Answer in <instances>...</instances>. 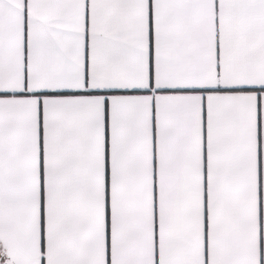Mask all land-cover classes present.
<instances>
[{
	"label": "snow or ice",
	"instance_id": "snow-or-ice-1",
	"mask_svg": "<svg viewBox=\"0 0 264 264\" xmlns=\"http://www.w3.org/2000/svg\"><path fill=\"white\" fill-rule=\"evenodd\" d=\"M0 264H264V0H0Z\"/></svg>",
	"mask_w": 264,
	"mask_h": 264
}]
</instances>
